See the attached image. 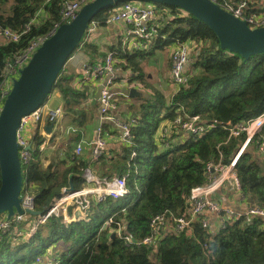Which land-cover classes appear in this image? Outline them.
<instances>
[{
	"label": "trees",
	"instance_id": "1",
	"mask_svg": "<svg viewBox=\"0 0 264 264\" xmlns=\"http://www.w3.org/2000/svg\"><path fill=\"white\" fill-rule=\"evenodd\" d=\"M64 1L0 0V27L21 33L18 42L7 39L0 45V97L8 62L37 38L48 37L55 25L61 24ZM215 1L224 7L239 0ZM249 3L255 11L264 10L254 8L260 4L259 0ZM155 4L165 9L166 14L161 25L155 19L157 37L146 48L129 50L122 43L102 55L104 60L107 54H112L117 67L131 72L129 84H139L141 94L128 95L132 99L128 120L131 143H126L115 156L108 157L104 152L97 161L86 159L83 153L75 154V146L65 143L61 145L65 148L62 155L59 151L53 154L44 168L41 145L45 137L41 121L30 138V157L22 164V193L32 194L34 208L43 213L67 192L70 176L75 191L89 186L84 178L87 168H93L100 180L125 176L128 194L122 198L107 196L101 202L88 196L87 216H78L69 223L64 222V211L72 215L74 205H64L50 214L28 241L23 242L10 231L1 234L0 264H47L48 259L52 264H264L263 217H254L251 224L240 219L214 236L198 220L193 224L192 234L170 233L156 249L152 245L128 244L114 233V224L106 223L113 215L118 221L124 218V234L142 240L152 233L151 221L157 215L170 211L182 214L192 189L208 181L207 163L219 160L228 163L245 140L246 134L229 137L225 126L264 114V53L244 59L241 54L223 49L204 21L180 7ZM108 9L92 22L104 25ZM87 32L78 48L93 55L98 48L87 39ZM187 41H193L188 80L167 99L150 83L144 63L154 52H161L171 68L166 48ZM95 63H85L89 68L87 77L64 66L53 86L64 101L62 115L74 128V144L95 123L97 107L90 101L91 86L96 79L92 77L93 71L98 64ZM75 79L80 80L78 85ZM122 99L125 97L117 96L116 104ZM178 114L198 115L203 125L213 126L200 136L193 135L174 124ZM108 125L101 124L103 129ZM163 126L169 127L168 133H159ZM262 142L264 124L238 158L235 169L243 195L252 199L248 204L264 207V152L259 151Z\"/></svg>",
	"mask_w": 264,
	"mask_h": 264
},
{
	"label": "built area",
	"instance_id": "2",
	"mask_svg": "<svg viewBox=\"0 0 264 264\" xmlns=\"http://www.w3.org/2000/svg\"><path fill=\"white\" fill-rule=\"evenodd\" d=\"M90 1L92 0H65L61 5L60 10L61 24L73 19L82 6ZM249 1L250 0H239L236 3H227L224 7H222L233 13L235 16L246 20L252 28L264 26V10H253V6L249 5ZM106 14L107 21H122L126 25L127 38L125 42L123 41V44L126 45L129 50L146 48L150 42L157 37V29L155 28V19L157 17L156 6H144L138 3V1H127L118 8L108 9ZM61 24H56L49 36ZM29 25L30 24L27 26ZM96 28L97 24L95 22H91L87 31L93 33ZM0 35L4 36L8 40L18 42L21 33L13 32L8 28L0 27ZM44 39L45 37L37 38L24 51L18 54L15 59L8 62L3 95L0 97V110L6 93L11 87L12 79L14 77H18L20 69L28 63L32 54L38 49ZM192 45L193 41H187L176 45L170 52V79L175 85L176 91L188 80L186 67L190 60L193 48ZM119 67L120 66L117 67L115 65V58L113 55L107 54L106 58L95 66L93 77L104 79L102 84L103 87L98 99L101 120L105 121L111 119L116 122L122 128L123 140L127 143H131L129 122L121 121L112 114V112L117 108V104L115 102L117 96L112 90V86L117 79L115 72L119 70ZM85 69L87 70L89 68L85 66ZM128 80V92L132 87H138L139 84L131 85ZM122 95L128 96L129 93H123ZM62 112L61 107L46 110L42 105L38 109L21 118V122L17 130V140L20 145L19 154L22 164L28 161L31 153V149L28 148L31 144L30 137L28 136L29 127L33 123L34 126H36V124L41 122L46 115L49 123L55 122L56 124L59 116H62ZM174 124L179 126L182 130H187L197 136L202 135L204 132L208 131L211 126H213V124L206 126L203 125L198 115L182 116L181 114H178L174 120ZM263 124L264 114L247 121H239L232 125L225 126V128L229 131V137H237L241 134H246L245 140L242 142L236 154L228 163H224L221 160L217 162H208L206 165L208 181L192 189L188 197L186 209L183 213L177 214L170 211L154 217L151 221L152 233L149 236L143 238L142 240H136L133 236L124 234V230L126 229V220L124 218L118 221L114 219L113 215L106 223L114 224V233L123 237L128 244L134 243L138 245H152L154 249H156L160 240L170 233L185 232L188 235L192 234L193 224L198 220L201 221L203 228L209 232L210 235L214 236L218 231L227 228L229 225L234 224L240 219H243L244 222L251 224L254 217L264 218V207L249 205L247 203L244 210H236L230 206L223 205L215 197L217 192L225 189L231 193H238L243 200L246 199L242 193L241 181L235 166L238 158L247 148L254 134L259 131ZM71 129L74 131V128L71 127ZM102 131V126H100L97 134L95 135V139L90 143L92 161H97L105 152L106 140ZM161 132L168 133L169 127L163 126V128H160L159 130V133ZM83 139L84 138L75 143L74 151L77 155L82 154L84 151L85 141ZM46 143L47 142H44L41 145L42 150L45 149ZM259 151L264 152V142L260 144ZM84 178L89 186L74 192H64L63 195L57 199L53 207L46 212L43 217L36 218L25 232H23L24 229L22 230L20 225L27 213H18L10 220H7L6 215H4V217L0 216V236L1 234L10 231L21 237L20 240L22 239L23 242L28 241L36 233L44 220L53 212H58L59 208L64 205H74L72 215H68L66 211H64V222L69 223L76 220L78 216H87L85 211L90 203L87 198L88 196H92L95 201L101 202L105 200L107 196L122 198L128 194L125 176H114L111 179L100 180L96 177L95 173L92 172L91 168H87L84 173ZM34 205V196L29 193L24 194L22 207L24 209H35ZM209 214H213L215 216V225H213L207 218V215ZM48 263L52 264L51 260L48 259L47 264Z\"/></svg>",
	"mask_w": 264,
	"mask_h": 264
},
{
	"label": "water",
	"instance_id": "3",
	"mask_svg": "<svg viewBox=\"0 0 264 264\" xmlns=\"http://www.w3.org/2000/svg\"><path fill=\"white\" fill-rule=\"evenodd\" d=\"M127 1L164 3L180 7L204 21L216 34L220 46L230 52L238 53L244 59L264 53V26L252 28L246 20L235 16L214 0H92L82 6L77 15L61 24L50 36L44 39L38 49L24 65L18 77L11 81L0 110V214L7 220L16 214H29L41 218L45 213L36 209L22 207L24 175L19 154L20 145L17 130L21 118L38 109L49 99L54 83L71 55L79 47L90 23L110 6ZM107 22V17H103ZM103 85L98 87L92 104H97ZM130 95H140L132 87ZM94 125L95 135L102 124L98 111ZM49 123V120L47 119ZM55 122L46 126L52 134ZM31 144L28 146L31 149ZM75 186L70 176L68 192ZM248 202L252 199L248 198Z\"/></svg>",
	"mask_w": 264,
	"mask_h": 264
},
{
	"label": "crops",
	"instance_id": "4",
	"mask_svg": "<svg viewBox=\"0 0 264 264\" xmlns=\"http://www.w3.org/2000/svg\"><path fill=\"white\" fill-rule=\"evenodd\" d=\"M260 4L257 5L254 8H263L264 7V0H259ZM156 5V4H155ZM145 6V5H144ZM157 7V6H156ZM157 17L156 22L158 24H162L164 22L166 11L165 9H159L157 7ZM93 37L91 40V43H94L97 48L98 52L95 54H89L87 51H85L83 48H78L76 53H73L69 60L66 63V68L77 74V75H83V77H87V73H89L85 69V63H101L102 62V55L105 53H108V50H111L121 45L123 41L126 40V25L122 22H109L107 21L104 25H98L97 28L92 33ZM6 38L2 35H0V45L4 44L6 42ZM175 48V45L169 46L167 49L169 55L170 52ZM170 57L168 56V59ZM95 63V64H96ZM169 63V61H168ZM166 58L163 57L161 52H157V54L154 52L153 56L150 57L145 63L144 68L145 72H147V78L149 79L150 83H152L153 86L157 87L161 90L163 95L170 99L174 93H176L175 85L172 83L170 79V67L168 65ZM94 64V65H95ZM190 68L189 64L186 67V70ZM116 81L114 85L112 86V90L116 93V96H122L125 97V99H122L121 102L117 105L116 110L112 112V114L119 120L127 122L130 119L131 113L129 111V105L132 101V99L129 100V97L122 95L123 93H129L128 92V83L127 80L131 77V72L125 69H122V67H119V70L115 72ZM93 77V76H92ZM104 82V79L102 78H96L94 79L93 85L91 86L92 96L90 98V101L92 103V100L94 98V95L98 91V87L102 85ZM80 83V80L75 79V84L78 85ZM137 90L138 87H136ZM53 94L50 95L49 99L45 102L43 105L46 110L49 109H55L58 107L63 108L64 101L62 98V95L57 90H54L52 92ZM132 96V95H129ZM127 98V99H126ZM58 100V101H57ZM97 110H95V115L97 117V113L99 111V105L96 104ZM46 113V112H45ZM96 121V119H95ZM55 128L52 132V134H48L46 132V126L50 123L47 122V115L44 116V119L41 122V133L45 137L46 147L43 150L42 155V165L43 167H47L50 164L51 158L53 154L59 151V153L62 155V150H64V146L61 147V145L72 144L75 146L73 141L74 134L71 129V122L66 117V115L59 116L58 120L56 121ZM103 122L110 123V125L106 126V129L102 128V134L106 140V148H105V154L108 157L115 156L116 154L120 153L123 146L126 145L127 142H125L122 138V128L113 120H105ZM94 125L92 126L91 130H87L85 132L84 136V151H83V157H86V159H91V142L95 139V129ZM35 126L34 123L29 127L28 129V136L31 138L34 134ZM128 144V143H127ZM92 172L95 173L96 177V171L92 168ZM216 199L222 203L223 205L230 206L236 210H244L246 208L247 199L243 200L238 193H231L225 189L217 192L215 194ZM207 218L211 221L213 225L216 224V219L213 214L207 215ZM30 227V226H29ZM23 230V232H25Z\"/></svg>",
	"mask_w": 264,
	"mask_h": 264
},
{
	"label": "rangeland",
	"instance_id": "5",
	"mask_svg": "<svg viewBox=\"0 0 264 264\" xmlns=\"http://www.w3.org/2000/svg\"><path fill=\"white\" fill-rule=\"evenodd\" d=\"M138 3H140L141 5H149V6H156L155 3H152V2H144V1H138ZM92 37H93V34L91 32H88L87 33V39L91 42L92 40ZM78 51V50H77ZM77 51H75L74 53H76ZM53 94V93H51ZM50 94V95H51ZM49 95V97H50ZM58 101V100H57ZM92 127L89 129L91 130ZM2 214H0L1 216ZM1 217H4V215H2ZM36 219V216H33V215H29V214H26V217L21 221V225L20 227L22 229H27L29 228V226L32 224V222ZM51 251L49 250L47 253H50ZM54 259V258H53Z\"/></svg>",
	"mask_w": 264,
	"mask_h": 264
},
{
	"label": "clouds",
	"instance_id": "6",
	"mask_svg": "<svg viewBox=\"0 0 264 264\" xmlns=\"http://www.w3.org/2000/svg\"><path fill=\"white\" fill-rule=\"evenodd\" d=\"M87 31V30H86ZM52 123V122H51Z\"/></svg>",
	"mask_w": 264,
	"mask_h": 264
}]
</instances>
